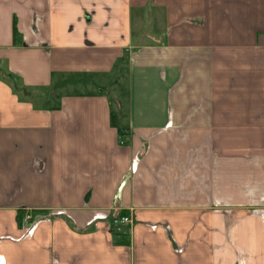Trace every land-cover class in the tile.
<instances>
[{
  "label": "crops",
  "instance_id": "crops-1",
  "mask_svg": "<svg viewBox=\"0 0 264 264\" xmlns=\"http://www.w3.org/2000/svg\"><path fill=\"white\" fill-rule=\"evenodd\" d=\"M0 67V264H264V0H0Z\"/></svg>",
  "mask_w": 264,
  "mask_h": 264
},
{
  "label": "built area",
  "instance_id": "built-area-1",
  "mask_svg": "<svg viewBox=\"0 0 264 264\" xmlns=\"http://www.w3.org/2000/svg\"><path fill=\"white\" fill-rule=\"evenodd\" d=\"M34 221V217L31 212H25L20 219V229L28 230ZM132 220L128 215H117L110 221V227L117 233H124L129 229Z\"/></svg>",
  "mask_w": 264,
  "mask_h": 264
},
{
  "label": "trees",
  "instance_id": "trees-1",
  "mask_svg": "<svg viewBox=\"0 0 264 264\" xmlns=\"http://www.w3.org/2000/svg\"><path fill=\"white\" fill-rule=\"evenodd\" d=\"M12 39H13V42L16 43L17 39H18V31H17V28H16V20L15 18L13 17V22H12ZM112 231L114 233H116L113 229Z\"/></svg>",
  "mask_w": 264,
  "mask_h": 264
},
{
  "label": "rangeland",
  "instance_id": "rangeland-1",
  "mask_svg": "<svg viewBox=\"0 0 264 264\" xmlns=\"http://www.w3.org/2000/svg\"><path fill=\"white\" fill-rule=\"evenodd\" d=\"M1 68V67H0Z\"/></svg>",
  "mask_w": 264,
  "mask_h": 264
}]
</instances>
